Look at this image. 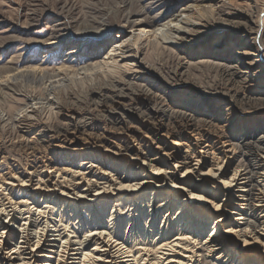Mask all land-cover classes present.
<instances>
[{
    "label": "bare ground",
    "instance_id": "bare-ground-1",
    "mask_svg": "<svg viewBox=\"0 0 264 264\" xmlns=\"http://www.w3.org/2000/svg\"><path fill=\"white\" fill-rule=\"evenodd\" d=\"M194 2L196 4H193ZM194 2L184 3L175 14L169 15L161 23L153 21L147 26H142V22L134 19L131 22L127 20L123 27L131 29L130 34H133L134 39L143 35L152 38L157 45L169 42L174 47L179 45L186 51L189 46L195 45L210 33L208 27L219 24L214 23L216 17L199 22V25L191 21L188 16L190 13L204 9L203 0ZM225 18L219 21L232 22ZM233 23L235 26L242 25L241 22ZM195 25L199 27L196 28ZM213 39L210 52L202 47L198 49L197 55L209 54L220 56L224 60L233 59L235 65H217L218 80L224 88H214V100L206 98L209 100L206 102L204 99V108L201 107L198 114L191 109L188 102H183L182 106L167 105L163 96L168 90L167 86L181 82L191 84L179 66L173 65L167 74H163L159 68L141 65L137 61V54H132L129 50L126 39L121 38L113 42L103 64L116 70L120 65L131 63L134 66L132 70L142 75L140 77L143 78V86L134 88L129 84L130 87H124L116 78H106L99 83L92 82L93 84L87 85L84 91L72 93L69 95L71 100L67 98L68 101L65 100L63 106L58 103V108L68 111L69 104L75 106L89 102L112 126H118L119 129L114 127L119 130L116 136L124 139L116 142L117 140H112L103 133H89V120L79 121L80 119L77 120L78 118L75 119L69 114L66 115L64 126L52 129L53 126L47 122L37 134L43 144L57 139L55 148L70 146L81 138L82 147H79V151L85 148H103L102 152L114 151L112 154L120 156L123 162L109 165L89 161L90 164L85 168L82 162L76 168L70 165L61 169L46 163L40 168L32 164V168L25 167L22 172H12V167L8 168L11 172L7 169L0 170V264H194V257H197L200 249L190 246L189 241L198 237L196 229L201 225L198 221L201 217L213 224L203 243L205 257L215 264H254L258 259L259 264H264V134L257 128L249 132H234L236 122L231 123L227 117L223 120L220 114L209 113L211 104L219 102L223 105L219 111L226 110L230 115L238 110L244 113L246 106H264V61L259 60L257 49H239L240 43L251 45L247 34L235 42H223L221 37ZM252 67L259 70L255 72L251 70ZM144 70L153 73L158 79L147 78L144 76L147 73L142 72ZM23 73L30 72L19 70L16 74L4 77L7 80L17 79ZM1 83L6 84V80H0ZM192 88L195 92L201 90V87L194 84ZM234 88L238 91H233ZM218 95L220 100L215 98ZM240 113H236L235 118L239 119ZM137 118L142 120L137 123ZM12 122L20 129L32 126L31 123H23L24 118L19 115L15 116ZM143 123L150 125L145 126ZM229 129L231 133H228ZM236 134L237 143L243 149L248 162V172L239 167H232L230 158L237 145L233 143L232 137ZM21 137L23 135H20ZM112 146L117 149L111 150ZM194 147L198 149L194 150ZM177 172H180V176H177ZM187 179L195 181L194 185L189 184ZM205 182L211 183L212 189L215 185H222L225 199L218 202L215 193H205L201 187ZM149 185L150 195L156 197H152L154 199L162 194V190L168 188L167 194H164L166 196L161 195L165 199V211L180 203L177 220L173 221L171 227L178 228V222H182L184 234L179 233V230L176 238L170 241L168 239L172 229L170 226V230L166 227L162 230L158 243L150 241L147 248L139 247V250H132L131 253V247H123L117 239L116 242L102 232L92 234L91 231V240L95 247L87 250L88 252L83 251V243L71 242L68 238L62 243L59 239L48 244V252L41 251L45 244L50 243L49 239H46V222L41 216L45 214L51 199H69L74 203L88 197L93 201L94 198L99 199L100 196L111 194L120 195L116 200L122 197L133 204L136 196H144L142 192ZM85 201L87 202V199ZM194 219L199 222L195 230ZM242 220H248L246 227L240 223ZM15 230L19 238L16 244L13 240ZM33 231L35 233H32ZM58 242L60 244H57ZM180 245L181 247H177ZM248 251H256L260 255L252 258Z\"/></svg>",
    "mask_w": 264,
    "mask_h": 264
},
{
    "label": "rangeland",
    "instance_id": "rangeland-1",
    "mask_svg": "<svg viewBox=\"0 0 264 264\" xmlns=\"http://www.w3.org/2000/svg\"><path fill=\"white\" fill-rule=\"evenodd\" d=\"M203 1L204 9L193 11V14L190 13L188 15L190 20L199 25V22L209 21V19L216 17L214 23L219 24L208 27L210 33L195 45L189 46L188 50L185 51L181 46L174 47L169 42L157 45L152 38L143 35L134 39L133 34H130L131 29L123 26L127 20L131 22L134 19L142 22V26H147L153 21L161 23L169 15L175 14L184 3L189 2L191 4L194 0H0V80H6V84H0V170L5 171L7 169L11 172L12 169V172L19 170L22 172L26 168H32L33 165L40 168L46 163H51V165L61 169L70 165L72 168H76L82 162L85 168L90 164L89 161L104 162L109 163V165L114 162H118V164L123 162L120 156L112 154L114 151L102 152L103 148L93 150L85 148L79 151V147H82L80 146L82 144L81 138H78L77 142L70 146L55 148L54 144L58 142L57 139H51L52 141L49 140L45 145L44 142L40 141V136L37 134L47 122L48 125L53 126L52 129L64 126L66 115L69 114L73 115L75 119L78 118L77 120L80 119L79 121L89 120V133H103L112 140H117L116 142L124 139L116 136L119 133V130H116L119 129L118 126H112L105 120L106 118L101 112L90 106L89 102L87 104H75V106L69 104L68 111H61L58 108V103L63 106L66 101L71 100L72 93L84 91L87 85L99 83L106 78H116L124 87H130L129 84L134 88L143 86L144 81L140 77L142 75L132 70L134 66L131 63L120 65L116 70L103 64L113 42L121 40V38L127 40L129 50L132 54L136 53L137 61L141 65H146L147 68L156 67L163 74H167L171 68L179 66L191 84L181 82L170 87L167 86L168 90L163 96H165L167 105L170 106L174 104L182 106L183 102L184 104L188 102L191 109L197 114L201 112V107L204 108V99L214 100L212 96L215 91L214 88H224L218 80L217 65H235L233 59L224 60L220 56L209 54L197 55L199 48H207L206 51L210 52L213 47V38L221 37L223 42L229 40L235 42L239 37L247 34V39L251 45L240 43L239 49L250 51L257 49L259 50V60L264 61V0ZM223 17L232 20V22L223 23V21H219ZM233 22H241L242 25L235 26ZM128 25L130 26L131 23ZM197 25H195L196 28L199 27ZM206 45L207 47H205ZM19 70L30 73H23L17 79L7 80L4 77L16 74ZM251 70L256 72L259 68L252 67ZM142 72L147 73L144 75L147 78L158 79L147 70ZM193 84L196 87H201V90L193 91ZM53 90L55 91L53 92ZM233 91H238V89L234 88ZM215 98L221 99L219 95ZM57 99L61 100L57 101ZM208 101L206 100V102ZM54 102L57 104L55 105ZM31 105L33 106L30 107ZM220 105L221 102L211 104L210 115L212 113L220 114V118L223 120H225L224 117H227L231 123L236 122L237 128H234V132L236 130H238L237 132H249L257 128L264 134L263 105L246 106L244 113H240L241 111L238 110L233 111L234 113L231 112V115L226 110L220 112L219 109L223 106ZM236 113H240L239 119L235 118ZM18 115L20 118H24L23 123L28 122L32 126L22 129L16 127L12 119ZM204 118H206L205 115ZM136 120L138 123L142 119L137 118ZM143 124L145 126L150 125ZM229 131L230 129L228 133H231ZM20 135L23 137L20 138ZM236 136L237 134L232 137L233 143L238 145L235 146L230 158L232 167H239L248 172V162L243 149L237 143ZM129 142L132 144L131 139ZM112 147L111 150L117 149L115 146ZM72 148L78 150L73 151ZM197 149L194 147V150ZM75 163L76 165H74ZM9 167L12 168L8 169ZM177 176H180V172H177ZM187 182L191 185L195 183L191 179H187ZM201 187L205 193L211 191L215 193L218 202L225 199L222 185H215L212 189L211 183L205 182L201 184ZM150 190L151 186L149 185L142 192L144 196H136L137 199H134L133 204L122 197L116 200V197L120 195L113 196L111 194L100 196L99 199L94 198L93 201L88 197L86 198L87 202L86 199L74 203L69 199L70 202L68 200H56L58 198L51 199L45 214L41 216L46 222L44 223L45 227L44 225L43 227L46 231V239H49L50 243L45 244L41 251L48 252L50 249L48 244L55 243L59 239L62 243L66 238L72 240L71 242L83 243V251H87L95 247L91 235L102 232L113 241L117 242L118 240V243L124 245L123 247L128 249L131 247L132 253V250L135 252L139 250V247L147 248L150 241L158 243L160 234L166 227L169 229L170 226L172 229L168 239L170 241L176 238L179 230V233L184 234L182 222H178V228H172L173 221L176 222L177 214H179L178 205L180 203L165 211L163 196H166L164 194H167L168 188L162 190L161 195L163 196L157 195V199L152 198L155 195H150ZM155 213H157L156 216ZM202 220L201 217L198 220L199 223L197 220L195 222L194 219V226L192 225L194 230L196 224L201 225H199V229H196L198 237L189 241L190 246L200 249L198 255L196 254L197 257H194L196 260L194 264H215L204 256L205 246L203 244L213 224L210 221ZM240 223L246 227L248 220H242ZM110 233L111 235H109ZM14 234L13 240L16 244L19 240L16 236V230ZM78 246L81 245L78 244ZM177 247H181V245ZM248 254L252 258L260 255L256 251H248ZM259 262L258 259L254 264H259Z\"/></svg>",
    "mask_w": 264,
    "mask_h": 264
}]
</instances>
